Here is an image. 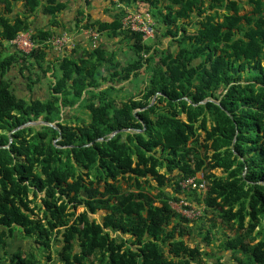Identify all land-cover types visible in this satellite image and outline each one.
Wrapping results in <instances>:
<instances>
[{
  "label": "trees",
  "instance_id": "16d2710c",
  "mask_svg": "<svg viewBox=\"0 0 264 264\" xmlns=\"http://www.w3.org/2000/svg\"><path fill=\"white\" fill-rule=\"evenodd\" d=\"M15 1L0 0V264H206L201 255L218 254L190 247L184 237L194 230L205 246L238 254L229 264H264V0H247L248 11L238 0H117L147 5L155 33L158 23L166 29L149 44L122 27L118 9L96 30L128 37L133 58L116 70L99 46L82 55L74 48L35 98L9 72L40 81L56 34L35 29L31 51L4 54L18 32L31 31L41 4L24 0L10 17ZM64 6L42 7L55 18ZM168 36V47L155 45ZM141 69L148 78L138 97L121 94ZM67 109L88 117L71 124ZM36 120L53 126L17 128ZM199 171L204 191L180 187ZM180 200L203 204L201 215H181L171 206ZM97 210L101 221L90 217ZM15 237L29 247L9 254Z\"/></svg>",
  "mask_w": 264,
  "mask_h": 264
},
{
  "label": "crops",
  "instance_id": "0c3cea01",
  "mask_svg": "<svg viewBox=\"0 0 264 264\" xmlns=\"http://www.w3.org/2000/svg\"><path fill=\"white\" fill-rule=\"evenodd\" d=\"M58 1L64 2L65 6L61 10L57 11L55 18H53L42 7L43 4H45L46 0H41L40 6L37 7L35 12L29 16V20L31 22V31H29L32 33L35 29H40L43 31L53 30L56 35L65 33L70 39V44L65 47L62 53H57L50 45L47 46V48L45 49L46 60L43 68H49L47 69L45 75L40 74V81L30 84L16 69L12 68L9 72V78H11L13 82L12 85H15L17 89L20 90L22 95L27 98L31 96H33L34 98L43 97L46 95L48 89L47 86L43 84V81L47 80L49 82V80H52L51 75L57 68V59L66 54H69L72 49L74 51V48L75 50H77V55H82L83 53H85V51L99 46L104 51L105 56L109 57L110 60H112L113 64L116 65V70L120 69V66H124V64L130 61L134 56L130 48L131 40L128 37H124V35L122 34H110V32L105 29L99 32L98 37L95 41V46H92L91 37L87 32L88 28L96 29L98 23L111 22L119 7H114L109 0ZM23 3L24 0H16L13 3L12 12L8 15L10 17H13L15 14H20L23 10ZM139 6V8H142L141 5ZM158 27L159 30H156L157 33H155V36L160 35L162 31L166 29V27L162 23H158ZM171 40V36L163 37L161 38L160 43L164 44V48H166L170 44H172ZM155 45L159 46L160 44ZM13 49H15V47L11 43L10 45L6 44L3 53H9L13 51ZM106 68H108V64H103V66L101 67V71L105 73ZM33 70L34 72H38L39 68L35 67V69ZM142 72L143 69H141L140 75ZM23 73L26 75L28 74V72L26 71H24ZM134 79H136L137 82V78H134L133 76H130L129 80H127L125 83L123 82L124 88L121 90V94L124 95V92H127V95H134V90L136 89V84L132 83V80ZM105 86L106 84H104L102 87ZM63 112L64 110H62V113ZM20 247L23 249H28L29 241L19 240L17 237H15L9 240L6 250L10 254Z\"/></svg>",
  "mask_w": 264,
  "mask_h": 264
},
{
  "label": "built area",
  "instance_id": "2783aa9c",
  "mask_svg": "<svg viewBox=\"0 0 264 264\" xmlns=\"http://www.w3.org/2000/svg\"><path fill=\"white\" fill-rule=\"evenodd\" d=\"M114 1L116 3V7H119L118 9H122L124 12L121 20L122 27L132 32L140 33L144 41L150 42V40L155 36V21L150 12L147 9L131 8L121 4L117 0ZM87 32L91 37L92 46H95V41L99 32L96 29L91 28H88ZM10 43L16 49L24 52H29L35 47V44L31 39V32L29 30L18 32V34L10 41ZM47 44H49L57 53H62L65 47L70 44V39L65 33L54 35L47 40ZM206 185L207 184L203 171H199L194 177H189L180 182V187L182 189L197 191H204L206 189ZM172 203L173 202H171V206ZM176 204H178L176 211L189 219H193L201 215V212L204 208L203 204H196L187 200H180Z\"/></svg>",
  "mask_w": 264,
  "mask_h": 264
},
{
  "label": "rangeland",
  "instance_id": "374dc122",
  "mask_svg": "<svg viewBox=\"0 0 264 264\" xmlns=\"http://www.w3.org/2000/svg\"><path fill=\"white\" fill-rule=\"evenodd\" d=\"M238 1L243 5V7H244L245 10L248 11V10L251 9V6L249 5V3H247V0H238ZM138 4L141 5V7H142L141 9H146V8H147V5H145V4H142V3H139V2H138ZM139 7H140V6H139ZM241 13H243V11H241ZM192 30H194V27L189 26V31H192ZM147 42H149V41H147ZM149 44H151V42H149ZM159 46H160L161 48H164V44H162V43H160ZM142 73H144V74H142ZM142 73H141V75H140V74L138 75V77H137V82H136V79L132 80V83H133V84H136V85H135V88H136V89L134 90V96H138V95H139L141 89H143V86H144L145 83L147 82L148 73H146V72H142ZM58 74H59V73H58V71H57V69H56V70H55V75L57 76ZM47 83H48L47 80L43 81V84H44L45 86H47ZM131 86H132V85H131ZM131 86H130V87H131ZM19 91H20V90H19ZM126 93H127V92H126ZM21 94H22V93H21ZM46 94H47V93H46ZM65 111H66V110H65ZM67 111H68V112H66L65 114H69V115L64 116V117L68 118V121H71V124H75L74 120H73V121H72V120H69L70 118L72 119L74 115H79V117H81V118L88 117V116H86L85 113L81 112L80 110L78 111V110H73V109H67ZM207 153H208V152H207ZM161 171H163V170H161ZM215 172H216L217 174H220V173H221L219 169L215 170ZM123 186L125 187L126 184L123 183ZM172 206H173L175 209H177L178 204H176L175 202H173V203H172ZM82 209H83L82 207H78V208L76 209V212H79V211H81ZM104 212H105V211H103V210H97V212L94 213L93 215H90V217L95 218L97 221H101V218H102ZM210 216H211V215L208 214V215L206 216L205 220H204V223H205L206 225H208L207 222H208V218H209ZM207 217H208V218H207ZM196 221H198V220H196ZM189 224H190V223H189ZM226 230L228 231V228H227ZM213 232L216 233V235H219V234H221V229H220V228H215V229H213ZM124 237H125V238H129V234H125ZM184 240H185V242H186L190 247H195V246L197 245V246L200 247V250L206 249V251H208V252H214V251L217 252L218 255L213 256V257H209V256L201 255V256H202V260H201V261L205 262L206 264L216 263V262H217V259H216L217 257H220L219 260H220V262H221L222 264H229V263H231V262H235V258L238 257V254H233V253H231V252H229V251H224V250H221V249H217L216 246H212V247H211V246H205L204 242H201V238H200V236L198 235V233H197L196 230H194V231L192 232L191 235H189V236H185V237H184ZM162 248L165 249L164 246H163ZM39 251H41L42 253H44V252H45V247H39ZM50 254H51V258H52V259H56V256H55L56 254H55V252H54V250H53L52 248L50 249ZM201 256H200V257H201Z\"/></svg>",
  "mask_w": 264,
  "mask_h": 264
},
{
  "label": "water",
  "instance_id": "95a60500",
  "mask_svg": "<svg viewBox=\"0 0 264 264\" xmlns=\"http://www.w3.org/2000/svg\"><path fill=\"white\" fill-rule=\"evenodd\" d=\"M153 100H154V98H152V102H153ZM37 123H44V124H48V125L53 126L52 123H48V122H45V121H42V120H36V121H29V122H26V123H24L23 125H20V126L17 127V128L23 127V126H25V125H29V124H37ZM118 131H119V130H116V131L112 132V133L110 134V136L114 135V134H115L116 132H118Z\"/></svg>",
  "mask_w": 264,
  "mask_h": 264
}]
</instances>
